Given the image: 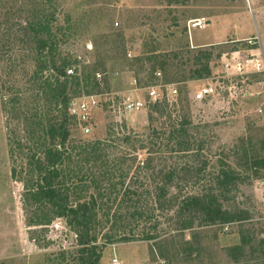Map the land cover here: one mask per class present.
Instances as JSON below:
<instances>
[{"label": "rangeland", "instance_id": "374dc122", "mask_svg": "<svg viewBox=\"0 0 264 264\" xmlns=\"http://www.w3.org/2000/svg\"><path fill=\"white\" fill-rule=\"evenodd\" d=\"M40 11L55 13L56 31L71 27L56 57H68L74 73L92 75L87 85L73 88L71 100L97 101L90 133L70 120L77 147L66 164L71 200L94 196L103 203L99 242L131 230L156 236L106 246L101 264L115 258L121 264H264V167L256 163L264 159V72L246 64L264 53V0H0V264H62L60 253L68 256L79 247L63 218L54 219L59 230L29 225L35 212L48 209L25 201L19 172L27 161L13 163L9 151L14 135L33 145L37 122L51 125L62 117L61 107L43 94L50 62L41 74L39 41L30 30ZM196 19L205 26L190 29ZM200 49L213 52L212 74L185 80ZM209 83L218 93L196 101L195 93ZM151 86L160 100L148 97ZM128 97L145 100L146 107L126 112ZM154 102L161 103L158 111ZM221 168L244 178L220 196L222 208L247 219L207 223L200 211L181 213L187 196L220 194ZM170 171L177 175L167 183ZM125 186L137 193L122 201ZM159 186L176 206L157 208ZM136 203L154 211L151 220H138V228L130 217ZM118 214L121 220L113 218Z\"/></svg>", "mask_w": 264, "mask_h": 264}, {"label": "trees", "instance_id": "16d2710c", "mask_svg": "<svg viewBox=\"0 0 264 264\" xmlns=\"http://www.w3.org/2000/svg\"><path fill=\"white\" fill-rule=\"evenodd\" d=\"M50 1V0H49ZM52 1V0H51ZM55 13H47L40 11L36 20L30 24V30L38 37L39 41V70L42 74L48 69L47 64L50 62V71L52 74L46 76L43 80V94L54 99L56 106H60L62 117L56 124L48 125L46 122H37L32 134L37 137L33 139V145L24 143L17 136H13L10 140V156L13 163H16L19 158L27 161V168H23L21 164L22 181L25 186V201H32L39 206H46L48 210H38L34 213V218L30 222V226L47 227L54 222L55 218H63L66 224L76 232L78 248L70 255L65 252L60 253V262L62 264H101L103 252L106 246L116 243H130L136 241H150L156 239L155 234L143 229L138 234L131 230V233L126 235L106 234L102 242H99L100 236L98 229L102 225L98 217V209L103 208V203H100L98 198L91 196L89 200H71V195L74 193L70 186L65 185V180L69 177L66 171V164L72 161V152H77V147L74 146L71 138L70 115L69 108L71 104V93L73 88H81L90 82L92 75L88 72L72 75L68 70L73 67V62L68 57H56V50L60 45L63 36H67L71 30L70 25L65 29L56 31ZM57 27V26H56ZM59 34L62 36L59 37ZM62 37V38H61ZM213 49V48H212ZM44 53V54H43ZM55 53V54H54ZM213 58L211 49H200L193 56V64L195 69L190 72V75L185 80H200L209 77L212 74L210 62ZM59 60V62H58ZM161 103L155 102L154 109L158 111ZM184 125L179 129L180 135L185 132ZM36 130V131H35ZM186 143V142H184ZM182 145V144H181ZM88 151L87 147H82L81 152ZM264 167V159H259L256 162ZM23 169V170H22ZM26 173V178H23V173ZM14 177L18 176L17 167L13 168ZM176 172L170 171L164 174L167 183H172L176 177ZM243 176L238 171L231 168H221L216 176L219 195L209 193L207 198H202L199 195H190L182 200L180 212L187 213L194 210L200 211L205 215L204 220L208 222L220 221L222 223H232L247 219V214L243 212L232 213L224 210L220 204V196L226 192H231L237 188L239 183L243 181ZM134 189L129 186L122 187L120 194L122 201L136 195ZM169 195L168 189L158 187V203L157 208L165 210L176 206L172 198H167ZM171 199V200H169ZM133 205V204H132ZM132 206L133 211L130 212L131 219L134 220L135 226L138 220L141 222L149 221L154 215V211H148L142 205L137 207ZM114 215L113 218H122L121 214ZM116 223V220H114ZM157 229L158 227L155 226ZM250 237H243V243L250 244ZM264 246V238L260 241Z\"/></svg>", "mask_w": 264, "mask_h": 264}, {"label": "built area", "instance_id": "2783aa9c", "mask_svg": "<svg viewBox=\"0 0 264 264\" xmlns=\"http://www.w3.org/2000/svg\"><path fill=\"white\" fill-rule=\"evenodd\" d=\"M206 22L202 19H196L193 20L192 23L190 24V29H195V28H202L204 27ZM132 56V53H129V57ZM251 63L255 68V71L257 72H264V53L261 54V56L258 54L256 56H253L252 59H247L246 64ZM246 64L244 63H239V66H242L245 68ZM69 74H73L74 70L70 69L68 70ZM248 71L241 70L240 75H246ZM158 76H161V73L157 74ZM175 93H177V89L175 90ZM218 93L217 86H215L212 83L207 84L206 86L202 87L200 90H198L194 98L196 101H205L209 98H212ZM148 97L151 100L158 101L160 100L161 96L156 88V86H151L147 90ZM155 103V102H154ZM97 105V101L93 100L91 103L87 101H80V102H74L72 101L70 104L69 112L72 118L80 125L83 130H85L87 133L91 132L90 126V121H92V110L93 108ZM146 107V102L145 100L141 98H132L128 97L124 100L123 102V108L126 112L129 113H137L140 111H143V109ZM260 113L264 114V107L260 108ZM260 184L264 186V180L260 181ZM52 228L59 230L62 229V226L60 223L53 222L52 223ZM112 264H121L118 259H113Z\"/></svg>", "mask_w": 264, "mask_h": 264}]
</instances>
